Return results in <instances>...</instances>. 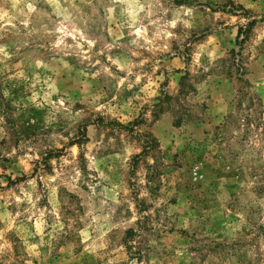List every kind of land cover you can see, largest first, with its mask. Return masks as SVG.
I'll return each instance as SVG.
<instances>
[{
	"label": "rangeland",
	"instance_id": "1",
	"mask_svg": "<svg viewBox=\"0 0 264 264\" xmlns=\"http://www.w3.org/2000/svg\"><path fill=\"white\" fill-rule=\"evenodd\" d=\"M0 264H264V0H0Z\"/></svg>",
	"mask_w": 264,
	"mask_h": 264
}]
</instances>
